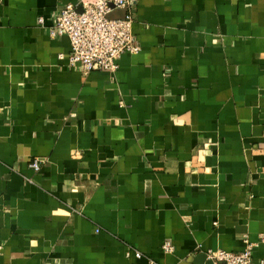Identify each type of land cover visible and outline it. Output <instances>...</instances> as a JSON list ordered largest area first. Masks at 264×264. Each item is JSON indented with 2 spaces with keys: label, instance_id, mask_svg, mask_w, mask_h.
Instances as JSON below:
<instances>
[{
  "label": "crops",
  "instance_id": "crops-1",
  "mask_svg": "<svg viewBox=\"0 0 264 264\" xmlns=\"http://www.w3.org/2000/svg\"><path fill=\"white\" fill-rule=\"evenodd\" d=\"M76 1L0 0V264H264V0H138L89 73L49 33Z\"/></svg>",
  "mask_w": 264,
  "mask_h": 264
},
{
  "label": "built area",
  "instance_id": "built-area-1",
  "mask_svg": "<svg viewBox=\"0 0 264 264\" xmlns=\"http://www.w3.org/2000/svg\"><path fill=\"white\" fill-rule=\"evenodd\" d=\"M138 0H77L65 5L50 27L52 37L66 35L71 44L68 61L71 66L79 65L85 73L92 71H116L118 60L124 53H138L133 32V6ZM123 10V17L109 14ZM42 23V18L40 19ZM34 170L40 169L39 159L31 161ZM165 253H172L174 246L166 240L162 244ZM134 252L143 258L141 251L128 248L127 255ZM212 264H251L252 244L246 241L243 250L234 252L224 249L206 253Z\"/></svg>",
  "mask_w": 264,
  "mask_h": 264
},
{
  "label": "water",
  "instance_id": "water-1",
  "mask_svg": "<svg viewBox=\"0 0 264 264\" xmlns=\"http://www.w3.org/2000/svg\"><path fill=\"white\" fill-rule=\"evenodd\" d=\"M125 14V12L123 10H119V11H116V12H113L111 14H109V17H123ZM207 255L205 253H202L199 258H201L202 260L206 261L207 263L206 264H212L211 261H207L206 259Z\"/></svg>",
  "mask_w": 264,
  "mask_h": 264
}]
</instances>
